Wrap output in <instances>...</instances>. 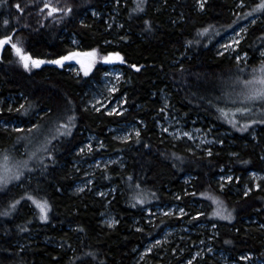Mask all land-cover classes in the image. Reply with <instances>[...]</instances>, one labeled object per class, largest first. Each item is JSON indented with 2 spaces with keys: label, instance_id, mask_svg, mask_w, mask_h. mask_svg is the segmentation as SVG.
<instances>
[{
  "label": "trees",
  "instance_id": "trees-1",
  "mask_svg": "<svg viewBox=\"0 0 264 264\" xmlns=\"http://www.w3.org/2000/svg\"><path fill=\"white\" fill-rule=\"evenodd\" d=\"M255 1L245 0L247 7L240 9L236 7V0H208L206 10L199 11L196 0H148L144 13L130 15L133 0H120L119 4L116 0H70L75 6L70 19L59 24L45 20L43 26L33 7L18 13L11 7L17 0L0 5V21L10 19L12 26L20 29L17 34L34 58L53 60L67 51L86 52L92 48L100 49L102 54L119 51L126 63L120 65L122 79L117 94L127 100L123 117L105 116L91 110L83 112L84 95L103 72L99 62L87 77L83 72H72L70 63L63 67L45 63L28 72L19 65L10 47L0 50V98L15 97L13 108L28 103L33 106L29 117L0 113V119L31 118L32 123H37V114L43 115L49 108L62 109L65 98L81 110L73 135L56 144L55 163L47 161L46 171L37 169L25 178L23 188H13L10 197L0 200V211H3L10 199L31 190L51 205L47 221L39 219L38 210L34 213L31 202L22 203L7 217L0 216V264H142L135 258L136 251L165 229V225L153 228L154 224L164 219L167 226H177L181 219H188L197 211L208 214L191 221L190 225L206 223L202 235L208 238L211 249L222 251L233 260L250 253L264 262V189L252 190L245 197L228 188L221 192L216 184L222 168L240 175L241 181L249 171L262 169L264 125L253 126L257 128V138H250V131L241 133L217 120L215 110L200 100L212 82L218 84L221 78L236 73V61L226 54L217 55V44L230 30L226 25L237 19V13L250 10ZM19 2L24 7L29 0ZM93 12L99 15L94 16ZM111 14L115 16L112 23L105 20ZM145 20L151 22L150 29L145 27ZM25 24L29 27L23 28ZM209 25L212 26L209 33L197 35L199 29ZM261 31L264 24L254 26L238 49L239 53L248 52L250 65L259 64L255 59L264 43L258 39ZM196 40L200 43H195ZM105 41L111 43L105 44ZM131 64H137L141 70L131 69ZM163 94L167 98V113L195 125L231 132L232 146L224 141L222 146L213 148L212 156H207L205 152H189L182 143L167 139L157 128V122L163 117L159 111L163 107ZM125 123L140 127L141 143H136L135 137L127 144L111 138L109 129ZM86 133L93 134L104 147L99 148L98 144L92 153L83 157L94 160L120 154L125 161L122 168L111 165L107 166V172L103 168L94 172L95 189L115 188L105 197L87 190L73 192L79 178L71 159L76 157L75 150L83 143ZM16 137V133L0 127V150L21 148L24 143L17 144ZM145 144L150 147L145 148ZM232 153L237 155L234 157ZM173 154L182 159H176ZM242 160L250 163L242 164ZM130 175L135 178L133 184L141 183L147 204L132 207L127 180ZM209 189L232 210L234 219L220 220L210 215L214 205L209 207L210 201L200 195ZM185 192L196 195H184ZM177 195L180 200L175 198ZM172 204L180 205L189 216L180 219L158 214L152 224L144 223L146 209ZM104 209L116 217L117 223L111 228L101 224ZM213 223L216 228L208 229ZM137 228H143V233L136 231ZM202 235L200 232L197 236ZM183 258L184 255L179 259L183 261ZM207 259L195 260L193 264H205Z\"/></svg>",
  "mask_w": 264,
  "mask_h": 264
},
{
  "label": "snow or ice",
  "instance_id": "snow-or-ice-1",
  "mask_svg": "<svg viewBox=\"0 0 264 264\" xmlns=\"http://www.w3.org/2000/svg\"><path fill=\"white\" fill-rule=\"evenodd\" d=\"M7 0H0V5H4ZM120 0H117L119 4ZM208 0H196L197 9L199 11L206 10ZM134 7L130 9V15L132 13H144L146 11V6L148 0H133ZM11 7L15 8L18 13L25 12L27 7H33L36 9V13L41 17V26L45 20H51L57 24L61 23L65 19H70L75 11V6L70 2V0H29V3L24 7L21 6L19 0L16 3L12 4ZM236 7L244 9L247 7L245 0H236ZM93 15H99L97 12H93ZM237 19L232 20V22L226 25V29H231L234 33L233 37L229 39L225 44L221 45L220 48L222 51H218L217 55L223 56L225 53L231 52L234 55L236 61V73L227 77L221 78L218 82H212L208 87L205 88V95L200 97L202 103L210 109H214L217 113V120H221L231 126L232 129L244 133L249 132L253 126L259 124L264 125V43H261L260 60L258 65H250L248 63V52H244L243 55L239 54L238 49L240 48L242 41L249 34L250 30L254 29V26L264 24V0H259L258 3H254L250 10L243 12V14L237 13ZM239 21H245L244 26H239ZM83 25V21L81 22ZM146 28H151V22L149 20L144 21ZM236 25L239 27V31L233 27ZM87 27V25H83ZM23 28L29 27L25 24ZM109 28L112 27V24L108 25ZM123 27V25H119ZM211 25L208 27H203L198 30V36H205L209 33ZM20 31L17 27L12 26L10 19H3L0 21V50H5L10 47L13 55L17 58V62L25 71H32V69L40 68L42 64L48 63L63 67L67 61H75L80 65L84 76H89L92 72L93 67L98 62H103L104 64L115 65L125 64V57L119 51H110L107 54H102L100 49L92 48L90 51L81 52V51H67L66 54L60 55L57 59L53 60H43L39 58H34L24 47V40L17 33ZM217 36L220 35V32L215 33ZM121 39H126L122 37ZM258 39L264 40V31H261V36ZM195 43H200L199 40L194 41ZM75 44L76 41H73ZM110 41H105V44H110ZM189 44L193 41H189ZM243 65V67H241ZM131 69L139 72L141 67L137 64H131ZM250 69V70H249ZM105 77H112L116 83L107 87L108 97L101 98L93 97L90 99L82 109L83 112L94 111L96 113H101L105 116H115L123 117L125 115L126 109L123 107L127 103L126 99H123L117 102L115 105L111 103L112 97L116 94L119 89L117 84L122 79V73L113 70V72H106ZM218 93V94H214ZM32 104L28 103L20 104L19 107L13 108L9 105L7 112L9 114L15 113L18 117H29L30 110L32 109ZM168 107V104L165 103L159 111L164 113L165 109ZM43 111V110H41ZM79 111L77 106L74 105V102L71 99L65 98L64 107L62 109L49 108L43 115L37 114V123H32L31 118L28 120L20 119L17 121L19 124L23 125L24 123L29 124L30 126L25 127H16L13 126L11 129L12 132L17 134L16 142L17 144L24 143V152L18 153V150L14 147L13 149H3L0 150V200L10 197L13 188H23L24 180L27 176L33 175L37 169L46 171L48 167L47 161L55 163V152L56 144L63 141L67 137L73 135V129L77 127V121L79 117ZM4 109L0 108V113H3ZM259 113V119H252L251 117ZM241 120H244V123H241ZM11 121H3V130L8 131V125ZM142 123V122H138ZM161 131L163 133H168L169 128L164 127L162 124L157 122ZM126 127V126H125ZM125 127H120L115 129L118 134L113 137L114 140H118L121 143L127 144L133 141L135 137L136 143H141L142 131L140 127H131L128 130H125ZM197 132L201 131L196 129ZM213 129L209 128L208 133L210 134ZM174 139H180L181 137L187 138L188 140H194L195 137L190 131H183L181 129H176L172 132ZM89 138V143L83 145L78 149L79 154L92 153L93 144ZM255 139V136H253ZM209 144H223V140H212L207 141ZM201 145L196 144V147L199 148ZM104 144L101 142L99 148H103ZM145 148L150 147L145 144ZM189 152L192 151L191 148L188 149ZM205 153L207 156H212V149L206 148ZM232 156H236V153H232ZM173 156L180 160L181 157ZM264 158V157H262ZM115 161H96L97 168H103L107 172V166L113 164ZM242 164H249L250 161L242 160ZM123 167V165H121ZM79 171V169H77ZM223 171V168H222ZM88 173H85V176H88ZM109 179L107 175L104 177ZM135 178L133 176H128V190L130 193V200L133 202L132 207L137 205H145L148 203L146 198L147 194L141 187L140 182L135 184L132 181ZM220 191L223 192L226 185L230 184L234 180L238 183L240 177H234L232 175H221L220 176ZM250 179L252 180V186L245 185L244 196L247 197L250 192L255 189H260L261 184L256 181H264V175L258 172H251ZM92 179H88L83 186H78L76 192H83L86 189L90 190L89 186L92 185ZM29 184V189H30ZM115 191V189H113ZM101 197L107 195V193H97ZM153 197L155 193L151 194ZM184 195L195 196L196 193L185 192ZM207 201H210L209 207H212L210 215L212 217L218 218L220 220L231 221L234 219L232 210H230L225 202L220 198L219 195H216L213 191L206 190L205 192L200 193ZM177 200H180L181 197L177 195L175 197ZM31 202L34 213L38 210L39 219L41 221H47L49 219V212L51 205L46 198L38 197L34 191L25 190L22 195L19 197H14L8 201V205L5 210L0 211V216L7 217L11 215L22 203ZM161 214L164 217L171 218L177 216L178 218H184L189 216V213L185 212L184 208H179L178 213H174L172 210L163 211L160 210ZM206 212L197 211L194 216H191L190 222L198 220L199 218L207 215ZM103 215V214H102ZM149 219L144 221L145 224H152V219L155 218L156 213H153L151 209L148 210ZM103 223L107 224L109 227H112L117 223L114 219H106ZM161 225L167 224L164 219H161L158 224H154L153 228H160ZM264 227V226H262ZM212 228H216V224H212ZM24 229H21L23 231ZM83 231L82 228L78 229ZM136 231L143 233V228H137ZM163 232L164 230L161 229ZM151 233H149L150 235ZM170 235L168 232H164V236L161 239H153V241L145 248L144 252L140 254V260H144L145 257L153 253L155 249L161 247L163 244L168 243L167 237ZM203 243V241H201ZM225 243H230V241H225ZM173 253L177 252L176 248L172 249ZM180 252H183V249H179ZM209 252L212 251L211 248L208 249ZM92 255V254H87ZM201 254L199 252L192 254L191 258L186 261V264H193ZM251 259V254L244 255L240 257V260L247 261Z\"/></svg>",
  "mask_w": 264,
  "mask_h": 264
},
{
  "label": "rangeland",
  "instance_id": "rangeland-1",
  "mask_svg": "<svg viewBox=\"0 0 264 264\" xmlns=\"http://www.w3.org/2000/svg\"><path fill=\"white\" fill-rule=\"evenodd\" d=\"M116 2H117V0H116ZM255 2L258 3L259 0H256ZM105 20L107 22L109 21L110 23H112L115 21V16L113 14H111L110 16L106 17ZM244 25H245V21H243L241 24H239V26H244ZM234 28L236 29V31H239V27H236V25H234ZM233 35H234L233 31L230 29L228 31V33L226 34V36L224 35L223 38H221L220 41L218 42L217 51H222L220 46L225 44L229 39H231L233 37ZM73 41H75V40H72V42ZM76 44H77V42L75 43V45ZM261 50L262 49H260L258 51L255 62L259 63L260 60L262 59V57L260 56ZM225 54L228 57H232L235 60L234 55H232L231 52H228ZM239 54L243 55V53H239ZM99 63H100L99 66L103 69L102 75H101L99 81L91 83V85L88 89V92L85 93V95H84L85 104L90 99H92L93 97L99 99V98H101V96H103V97L107 98L109 95L107 92V87L116 83V81L114 79V76L105 77L104 74L106 72H113L114 69L121 72V66H120L121 64H119V63H117L115 65L104 64L103 62H99ZM70 64H71L70 70L72 72H74V73L82 72V70L80 69V65L78 63H76L75 61H72V62H70ZM255 65H257V64H255ZM118 85H119V83L116 85L117 88H118ZM163 95H164V98H163L162 106L164 107L165 103H167V101H166L167 98H166L165 94H163ZM163 95H162V97H163ZM121 100H123V97L119 96L116 93L113 95L111 103L113 105H115L117 102H119ZM14 103H16V99L13 96H7L5 99L0 98V108H3L5 110L3 113H8L7 109L9 107V105L14 107ZM123 107H124V105H123ZM167 108L165 109V112L163 113V117L159 121V124H162L164 127L169 128V132L163 133L161 131V128L159 127L158 123H157V128H158V131L160 133L164 134L165 137H167V139H169L170 141L180 142L184 146H186L187 148H191L193 151H199V152H205V149L209 148V147L213 150V148L215 146H222L223 145V144H219V143H215V144L206 143L207 141H212L214 139L223 140V142L227 141L228 143H230L229 145H231V146H232V143H234V141H232L233 135L231 132L218 129L217 127H214V126H207L206 127V126H202V125H195L192 122L183 121L182 118L167 113L166 112ZM251 118L259 119L260 118L259 113L257 112L256 115L252 116ZM3 121H4V119H0V127H2V128H3ZM17 121H19V120H16V119L11 120V122L8 125L9 131H11L13 126H16V127L22 126L25 128L30 126L29 124L21 125ZM241 123H243V121H241ZM120 127H125V130H128V128L139 127V126L136 123H125V124H122L119 126H113L109 129L112 139L114 136H116L118 134L122 135V133H117L116 131H114L115 129L120 128ZM209 128L213 129V131L210 134L208 133ZM176 129H181L183 131L192 132L195 139L194 140H188L187 138H183V137H181L180 139H174L172 136V132L175 131ZM196 129H200L201 131L197 132ZM256 129H257L256 127H253L250 130V132H251L250 138H253V136H255V138H257ZM89 138H93L91 140V143L93 144V148L97 147V145L100 144V141L96 140V138L93 134L86 133L83 143L81 145H79V147L75 150V156L76 157L71 159V166H72V168L75 169V171L78 175V178H79L73 186V192L76 194L82 193V192H76V188L78 186H83V184L88 179H92V181H93L94 172L96 170L102 169V168L96 167V161L97 160L115 161V163L109 164L108 166L114 165V166H117L120 168H122L121 165H124V162H125L123 157L120 154L98 157V158H95L94 160L86 159L85 157H83L84 154L78 155V149L80 147H82L83 145L88 144ZM197 143H199L201 145L199 148L196 147ZM24 150L25 149H24V145H23L21 148H18V153L22 154L24 152ZM262 157H264V149L262 151H260V159L262 160V163H263L261 170L249 171L242 178V181H241L240 175H236V174L232 173L231 170H229V169H223V171L221 169L219 175H217V177H216V181H217L216 184H218V187H219V184H220L219 178L221 175H232L234 177H240V181H239L240 184L239 185H237V182L234 180L230 184H227L225 189L228 188L229 191L234 193V194L237 192L244 194L245 185L247 184L248 186L251 187L253 184L252 180L250 179V173L251 172H258V173L264 175V158H262ZM77 169H79V171H77ZM85 173H88L89 175L85 176ZM256 182L260 183L261 188L264 189V181H256ZM233 184H235V185H233ZM228 186H233V187L230 188ZM89 188H90V190H87V189L86 190L87 191H93L96 194L101 193V192L108 194V193L113 192V189H115L114 187H111L110 189H106V190L95 189L93 184L90 185ZM253 190H255L254 187H253ZM98 196H100V195H98ZM179 208H182V207L180 205H177V204H172V205H166V206H156V207H154V209H151V211L153 213H156V215H158V214L162 215L160 210H163V211L172 210L174 213H178ZM148 210L149 209L145 210V220L149 219ZM185 212L189 213L186 210H185ZM174 217H177V216H174ZM190 218H191L190 216L188 219H181L180 218L181 219L180 225L165 227L162 234L159 237H157L156 239H161L164 236V232H168V233H170V235L167 237L168 243L163 244L161 247L155 249L154 252L148 254L144 260H140V254L144 252L145 248L152 241L150 243H148L147 245L143 246L141 249L137 250L135 253V256H136L135 258H136L137 262L142 263V264H186V261L191 258L192 254L199 252L201 255L197 257L196 261L197 260L202 261L204 258H208L205 264H264V262H262L259 258H256L253 255H251L250 260H247V261L240 260L241 256L248 255L250 253H243L236 260H233L226 253H224L222 251H215L214 249H212V251L209 252L208 249L211 247L206 241V240H208V238H203V235H202L203 234L202 230L207 228L206 223L198 222V223H195L194 225L191 226L190 225L191 223L189 221ZM100 219H101V224L103 226H105L107 228H111L107 224L103 223V221L106 219L116 220V217H115L113 212H111L110 210L104 209V211H102V213H101ZM208 229H212V226H209ZM200 232H201L202 236H197V235H199ZM201 241H203V243H201ZM173 248L177 249L176 253H173V251H172ZM179 249H183V252H180ZM182 255H184L183 261H181L179 259ZM200 264H202V263H200Z\"/></svg>",
  "mask_w": 264,
  "mask_h": 264
},
{
  "label": "water",
  "instance_id": "water-1",
  "mask_svg": "<svg viewBox=\"0 0 264 264\" xmlns=\"http://www.w3.org/2000/svg\"><path fill=\"white\" fill-rule=\"evenodd\" d=\"M69 62H72V61H67V62H65V64H66V63H69ZM55 66H57V65H55ZM57 67H60V66H57Z\"/></svg>",
  "mask_w": 264,
  "mask_h": 264
},
{
  "label": "bare ground",
  "instance_id": "bare-ground-1",
  "mask_svg": "<svg viewBox=\"0 0 264 264\" xmlns=\"http://www.w3.org/2000/svg\"><path fill=\"white\" fill-rule=\"evenodd\" d=\"M70 63V62H69Z\"/></svg>",
  "mask_w": 264,
  "mask_h": 264
}]
</instances>
